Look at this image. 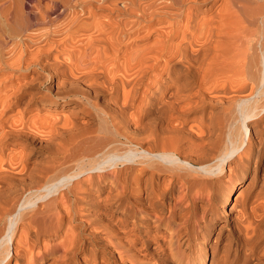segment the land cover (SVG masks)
<instances>
[{"label":"bare ground","instance_id":"obj_1","mask_svg":"<svg viewBox=\"0 0 264 264\" xmlns=\"http://www.w3.org/2000/svg\"><path fill=\"white\" fill-rule=\"evenodd\" d=\"M29 1L0 9V264H264V0ZM66 14L77 45L24 41Z\"/></svg>","mask_w":264,"mask_h":264},{"label":"rangeland","instance_id":"obj_2","mask_svg":"<svg viewBox=\"0 0 264 264\" xmlns=\"http://www.w3.org/2000/svg\"><path fill=\"white\" fill-rule=\"evenodd\" d=\"M23 1V2H22ZM0 0V9L3 7L4 9H6V10H8V13H10L11 14V16H13L14 15V13H15V11L16 12H19V15L21 16V17H24L25 18V16H31V15H35V13L36 12H34V10L32 9V11H31V6H30V4L31 3H29L28 4V1L27 0ZM31 1V0H30ZM29 1V2H30ZM108 1H110V0H108ZM111 1H113V0H111ZM32 5V4H31ZM28 6V7H27ZM29 6H30V8H29ZM103 6H104V4H103ZM21 7H22V9H21ZM18 8H20V9H18ZM99 8H96V9H94L93 11H94V13H95V15H96V20H97V18H101V16H103L104 14L106 15L107 13V11H105V10H98ZM19 10V11H18ZM23 11V13H21V11ZM10 11V12H9ZM74 11H78V9H76V10H74ZM13 12V13H12ZM29 12V13H28ZM105 12V13H104ZM1 13V12H0ZM31 13V14H30ZM10 14L8 15L9 17V19H8V21L7 20H4V19H1L2 17H1V14H0V40H1V42H4V43H6L7 45H8V47L9 46H11L12 44L13 45H15V44H17V43H19L18 41H20V40H18L17 39V37H15L16 35H15V33L16 32H19V30L20 29H18L17 30V28H20V26L18 25L19 23H18V21H14V18L13 17H11L10 16ZM67 15V16H66ZM66 15H64L63 17H61V19H60V22L58 21V23H56L55 25H52V26H50V25H41V26H39L38 27V29H37V31L35 30V31H33V29L32 28H30V29H28L25 33H24V37H25V39H24V37L22 36L21 38H22V40L24 39V41L27 43V44H29L30 42L32 43V45H33V42L32 41H34V45H37V44H44V43H46V41H47V43H50V40L51 41H53V39H56V40H54V41H56L55 43H58V45L59 46H64V44L65 45H67L68 44V46L69 45H71V43H78V42H81V40L83 39V35H82V33L80 32V33H77V34H75L74 35V37L76 36H78L77 38H79V39H76L75 38V40L72 42V40H73V37H72V39L70 38V37H68L69 35H70V33L67 31V30H69V27L68 26H66L67 24L65 23V21L67 20V22H68V20H69V14H66ZM68 18V19H67ZM96 20H94V21H96ZM2 21V22H1ZM6 21V22H5ZM13 22V23H12ZM60 23L62 24V25H60ZM64 23H65V25H64ZM15 25V26H14ZM57 25H59V26H57ZM46 26V27H45ZM58 28H57V27ZM64 26H66L67 27V30L65 31L64 29H66V28H63V29H61L62 27ZM22 27V26H21ZM40 27H42V28H40ZM54 27H56V28H54ZM61 27V28H60ZM40 28V29H39ZM13 29V30H12ZM57 29V30H56ZM60 29V30H59ZM17 30V31H16ZM52 30V31H51ZM58 30H59V32H58ZM4 31V32H3ZM29 31V32H28ZM55 31H56V33H55ZM61 31V32H60ZM63 31V32H62ZM64 31H65V33H64ZM33 32H35V33H33ZM39 32V33H38ZM44 32V33H43ZM54 34H53V33ZM58 32V33H57ZM31 33V34H30ZM52 35H51V34ZM61 33V34H60ZM27 34H29L28 36H29V38H28V36L26 37V35ZM47 34H48V36H52V38H51V36H50V38L47 36ZM66 34H68L67 35V37H65V35ZM55 37H54V36ZM40 36H41V38H40ZM83 36V37H82ZM45 37H47V39H45ZM65 37V38H64ZM30 39V40H29ZM32 39V40H31ZM43 39H45L44 41H42ZM67 39V40H66ZM79 40V41H78ZM30 41V42H29ZM41 41V42H40ZM60 41V42H59ZM66 41V42H65ZM67 41H71L70 43L69 42H67ZM78 41V42H77ZM44 42V43H43ZM65 42V43H64ZM30 43V44H31ZM37 43V44H36ZM60 43V44H59ZM10 44V45H9ZM61 44H63V45H61ZM73 44H72V46H73ZM12 45V46H13ZM77 45V44H76ZM75 46V45H74ZM8 49H6V50H4L3 51V57H5L6 59H9V58H11L12 56V54L11 53H8V51H7ZM6 54V55H5ZM7 55L8 56H10L9 58H7ZM231 202V201H230Z\"/></svg>","mask_w":264,"mask_h":264}]
</instances>
